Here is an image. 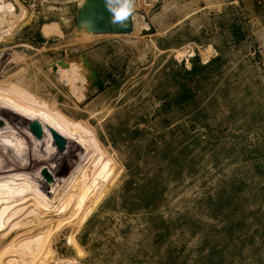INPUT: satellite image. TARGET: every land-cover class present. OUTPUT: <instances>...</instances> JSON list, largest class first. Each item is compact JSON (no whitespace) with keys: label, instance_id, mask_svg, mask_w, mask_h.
Returning a JSON list of instances; mask_svg holds the SVG:
<instances>
[{"label":"rangeland","instance_id":"374dc122","mask_svg":"<svg viewBox=\"0 0 264 264\" xmlns=\"http://www.w3.org/2000/svg\"><path fill=\"white\" fill-rule=\"evenodd\" d=\"M7 1L0 99L60 111L0 131V186L26 175L0 264H264V0L133 4L129 35H78L83 0Z\"/></svg>","mask_w":264,"mask_h":264},{"label":"bare ground","instance_id":"6f19581e","mask_svg":"<svg viewBox=\"0 0 264 264\" xmlns=\"http://www.w3.org/2000/svg\"><path fill=\"white\" fill-rule=\"evenodd\" d=\"M15 1H17L18 4L20 3L18 0H15ZM82 4H83V1H82ZM133 4L137 8H140L139 6H137L135 4V0H133L132 11H133ZM17 8H15L14 5L7 0H0V34H2L4 36V42H8L11 39V34H12L14 22H17V25H18L19 21L24 17V15L26 16V12H25L26 10H25V8L22 7V5L20 7L21 9L19 8V10L21 12L20 14H18L19 12H16L15 9H17ZM5 91L11 97L10 99L12 100V102L11 101L7 102L5 100L0 99V113H2L1 114L2 120H1V118H0V120L4 122V125L0 127L1 128L0 131L5 130V128L7 127L6 125L11 126V124H16L17 126L21 127L23 124H28V126L33 129V132L36 135H38L39 137H42V135L44 134V130L42 129V126L37 123V121H36L37 116H39V114H40L43 117H48L49 115H51L53 113L59 112L60 111L59 108L57 109L55 107V105L51 104L50 103L51 101H49L48 99L45 100L44 98L43 99L40 98V95L38 97H36L32 91H30L31 92V94H30V92L23 90V91H26L27 94L28 93L30 94L29 97L28 96L23 97L21 90H19V89L17 92L16 91L13 92L10 88H7ZM33 96H35L36 98ZM30 98H33V100ZM15 102H20V103L24 104V106L21 107V110L17 108L18 106L15 104ZM35 102L40 103V108L35 109V107H34ZM3 132H1V133H3ZM6 136H4V137H6ZM10 138H12V137H10ZM3 144H1V145H3ZM15 147L16 146H11V145L10 146H0V152L2 149V153H4L5 156L11 155V154L13 156L14 153H12V152L14 151ZM17 155L15 157H20L21 155H23V153H20V154L18 153ZM9 157H11V156H9ZM15 157H13L12 159L9 158L10 159L9 163L10 162L13 163V160ZM27 161H28V159H27ZM14 163H13V165H14ZM28 163H29V161H28ZM28 163L23 162V163H21V165H17V167L23 171V169H27L29 167ZM31 168H32V165H31ZM0 172H1V170H0ZM0 176H1V174H0ZM14 176H15L14 180L13 181L11 180L10 181L11 183L9 185L3 186V187L0 186V192H2L4 194H8V195L11 194L12 192H10V191L11 190L14 191L18 181L21 182V180L26 177V175H24V174H17V173L14 174Z\"/></svg>","mask_w":264,"mask_h":264},{"label":"water","instance_id":"95a60500","mask_svg":"<svg viewBox=\"0 0 264 264\" xmlns=\"http://www.w3.org/2000/svg\"><path fill=\"white\" fill-rule=\"evenodd\" d=\"M133 31L132 0H83L78 9V35H129Z\"/></svg>","mask_w":264,"mask_h":264},{"label":"built area","instance_id":"2783aa9c","mask_svg":"<svg viewBox=\"0 0 264 264\" xmlns=\"http://www.w3.org/2000/svg\"><path fill=\"white\" fill-rule=\"evenodd\" d=\"M132 3H133V0H132ZM135 4L137 5V6H139L140 8H142L143 10L144 9H146V10H150L151 8H153L154 7V4H153V0H135ZM133 13V12H132ZM144 13V12H143ZM142 13V14H143ZM144 15V14H143ZM144 21H146L147 20V17H145V15H144ZM189 54L188 55H190L189 57L190 58H194L195 56H196V50H195V48H193V47H190V50H189V52H188Z\"/></svg>","mask_w":264,"mask_h":264}]
</instances>
